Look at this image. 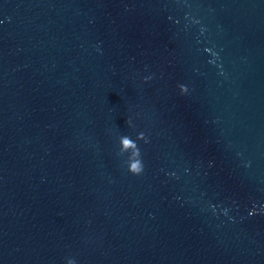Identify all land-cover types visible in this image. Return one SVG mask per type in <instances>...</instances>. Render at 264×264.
<instances>
[{
    "label": "water",
    "instance_id": "water-1",
    "mask_svg": "<svg viewBox=\"0 0 264 264\" xmlns=\"http://www.w3.org/2000/svg\"><path fill=\"white\" fill-rule=\"evenodd\" d=\"M69 256L264 264V0H0V264Z\"/></svg>",
    "mask_w": 264,
    "mask_h": 264
},
{
    "label": "clouds",
    "instance_id": "clouds-1",
    "mask_svg": "<svg viewBox=\"0 0 264 264\" xmlns=\"http://www.w3.org/2000/svg\"><path fill=\"white\" fill-rule=\"evenodd\" d=\"M182 92H187L186 86H182ZM130 122V119H129ZM138 139L144 138V132H139ZM118 144H119V154H123L132 148L133 151L131 155L128 157L126 164L127 170L133 174H140L143 171V162L140 157L139 148L136 147V142L127 134H119L118 137ZM66 264H77V260L75 257L69 256L66 257Z\"/></svg>",
    "mask_w": 264,
    "mask_h": 264
}]
</instances>
